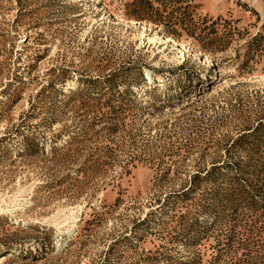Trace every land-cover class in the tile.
<instances>
[{
  "label": "rangeland",
  "instance_id": "374dc122",
  "mask_svg": "<svg viewBox=\"0 0 264 264\" xmlns=\"http://www.w3.org/2000/svg\"><path fill=\"white\" fill-rule=\"evenodd\" d=\"M0 264H264V0H0Z\"/></svg>",
  "mask_w": 264,
  "mask_h": 264
},
{
  "label": "trees",
  "instance_id": "16d2710c",
  "mask_svg": "<svg viewBox=\"0 0 264 264\" xmlns=\"http://www.w3.org/2000/svg\"><path fill=\"white\" fill-rule=\"evenodd\" d=\"M172 37H174L175 39H178V37H176L175 35H172ZM253 227V226H252ZM251 228V227H250ZM256 227H254V229H255ZM249 232H250V236L251 237H249V239L250 238H252V240H251V242L252 241H254V244H256V243H259L260 241H261V234H262V232H261V230L260 229H257V231H255L254 232V236H252L253 235V230L252 229H249ZM258 237V238H257ZM248 239V240H249ZM253 243V242H252Z\"/></svg>",
  "mask_w": 264,
  "mask_h": 264
},
{
  "label": "bare ground",
  "instance_id": "6f19581e",
  "mask_svg": "<svg viewBox=\"0 0 264 264\" xmlns=\"http://www.w3.org/2000/svg\"><path fill=\"white\" fill-rule=\"evenodd\" d=\"M167 40V42H170V43H173V45H175V46H179V48L180 47H182V48H184V44L183 43H181V42H177V41H174L172 38H166ZM186 48V47H185ZM76 219V218H75ZM65 226V225H64Z\"/></svg>",
  "mask_w": 264,
  "mask_h": 264
}]
</instances>
